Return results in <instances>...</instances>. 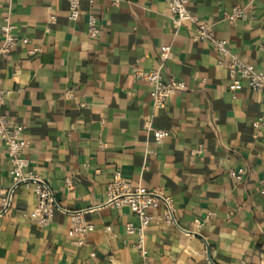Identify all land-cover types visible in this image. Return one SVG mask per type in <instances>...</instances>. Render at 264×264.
<instances>
[{
  "label": "crops",
  "instance_id": "crops-1",
  "mask_svg": "<svg viewBox=\"0 0 264 264\" xmlns=\"http://www.w3.org/2000/svg\"><path fill=\"white\" fill-rule=\"evenodd\" d=\"M79 2L71 21L68 0H0V46L7 20L24 39L2 55L0 87L3 113L23 127L28 171L71 210L104 202L116 178L170 197L177 225L144 231L150 264H264V95L233 89L211 41L195 39L190 20L176 29L165 1ZM235 6L246 19H227ZM187 8L264 74V0H189ZM162 47L171 51L163 77L184 89L160 110L134 70L158 68ZM148 123L169 135L156 142ZM11 167L0 139V188L10 186ZM36 203V187L22 185L0 215V264H143L130 209L86 213L93 230L80 246L62 211L38 224Z\"/></svg>",
  "mask_w": 264,
  "mask_h": 264
},
{
  "label": "built area",
  "instance_id": "built-area-1",
  "mask_svg": "<svg viewBox=\"0 0 264 264\" xmlns=\"http://www.w3.org/2000/svg\"><path fill=\"white\" fill-rule=\"evenodd\" d=\"M11 1V0H7ZM167 3L171 12L173 26L179 29L183 23L190 20L194 25V38L197 40H210L214 49L222 56L220 65L227 69L229 76L233 79L231 87L238 89L245 84L256 93L264 95V74L258 73L254 66L247 63L240 55L231 50L226 40H220L214 37V33L207 21L198 20L187 8L189 0H163ZM69 13L68 18L76 21L80 16L79 0H68ZM247 10L240 6H235L227 13L229 21L244 20L247 18ZM88 36L96 40L101 34L98 26L97 17L93 14L88 16ZM3 43L0 46V59L2 55L9 52L10 49L24 41L14 33V26L7 20L1 28ZM164 56L161 59L160 66L156 69L134 70V75L148 81L151 85V97L153 107L163 110L167 107L169 98L179 90L184 89V85L175 81L174 78L165 79L163 77L164 62L171 57L169 47H162ZM8 92L0 87V139L5 145L8 157L11 161V184L9 187L0 188V215L6 213L12 205L13 197L19 186H35L37 203L34 209L36 221L41 226H46L51 221L53 211L58 209L65 213L71 221V234L75 237L76 243L80 246L85 244L87 235L93 230V226L84 220V215L93 212L101 207L128 208L139 219V227L132 223L128 224L130 231L136 230L139 235L137 247L143 257V264H150L147 261L146 250L144 247V231L151 223L164 222L168 225H177L174 217L173 201L170 197L159 190H149L142 186H133L121 178H116L110 185L107 199L95 206L83 209H66L59 206L51 187L37 174L28 171L30 166L29 159L25 154L28 142L22 140L20 135L23 131L22 125L11 124L10 119L3 113V106ZM67 96H72V91H67ZM147 129L152 132L156 142H162L168 135L166 129L156 128L147 124ZM68 187L72 183L68 181ZM161 209V213L153 215L151 210Z\"/></svg>",
  "mask_w": 264,
  "mask_h": 264
}]
</instances>
